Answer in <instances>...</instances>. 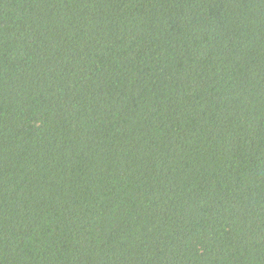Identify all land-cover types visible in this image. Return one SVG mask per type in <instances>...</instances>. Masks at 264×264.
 Instances as JSON below:
<instances>
[{
  "label": "trees",
  "instance_id": "1",
  "mask_svg": "<svg viewBox=\"0 0 264 264\" xmlns=\"http://www.w3.org/2000/svg\"><path fill=\"white\" fill-rule=\"evenodd\" d=\"M0 264H264V0H0Z\"/></svg>",
  "mask_w": 264,
  "mask_h": 264
}]
</instances>
